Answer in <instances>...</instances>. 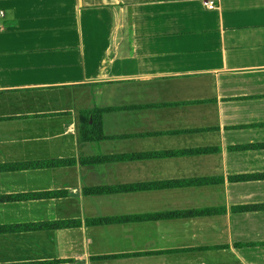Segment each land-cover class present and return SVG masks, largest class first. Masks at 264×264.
Returning a JSON list of instances; mask_svg holds the SVG:
<instances>
[{
	"label": "crops",
	"instance_id": "crops-1",
	"mask_svg": "<svg viewBox=\"0 0 264 264\" xmlns=\"http://www.w3.org/2000/svg\"><path fill=\"white\" fill-rule=\"evenodd\" d=\"M204 1L0 0V264H264V0Z\"/></svg>",
	"mask_w": 264,
	"mask_h": 264
},
{
	"label": "trees",
	"instance_id": "trees-1",
	"mask_svg": "<svg viewBox=\"0 0 264 264\" xmlns=\"http://www.w3.org/2000/svg\"><path fill=\"white\" fill-rule=\"evenodd\" d=\"M105 111V109H94L88 110L82 114L83 120L80 126L82 140L85 142H92L99 141L104 138L102 115Z\"/></svg>",
	"mask_w": 264,
	"mask_h": 264
},
{
	"label": "built area",
	"instance_id": "built-area-1",
	"mask_svg": "<svg viewBox=\"0 0 264 264\" xmlns=\"http://www.w3.org/2000/svg\"><path fill=\"white\" fill-rule=\"evenodd\" d=\"M204 7L206 8V10H214L217 8V3L216 0H205L203 2ZM3 13L0 11V16H2Z\"/></svg>",
	"mask_w": 264,
	"mask_h": 264
}]
</instances>
